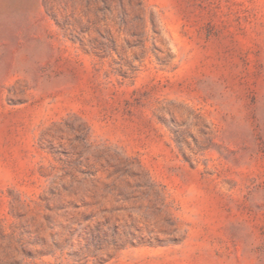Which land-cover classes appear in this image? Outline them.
I'll return each instance as SVG.
<instances>
[{
  "label": "rangeland",
  "instance_id": "obj_1",
  "mask_svg": "<svg viewBox=\"0 0 264 264\" xmlns=\"http://www.w3.org/2000/svg\"><path fill=\"white\" fill-rule=\"evenodd\" d=\"M0 264H264V0H0Z\"/></svg>",
  "mask_w": 264,
  "mask_h": 264
}]
</instances>
